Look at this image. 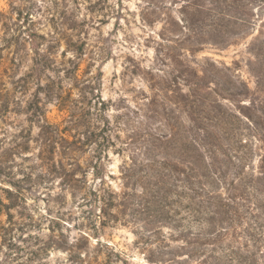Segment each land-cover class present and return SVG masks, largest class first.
I'll list each match as a JSON object with an SVG mask.
<instances>
[{
  "label": "trees",
  "instance_id": "trees-1",
  "mask_svg": "<svg viewBox=\"0 0 264 264\" xmlns=\"http://www.w3.org/2000/svg\"><path fill=\"white\" fill-rule=\"evenodd\" d=\"M143 2L142 22L162 26L146 38L152 60L130 57L124 64V74L146 84L135 109L120 113L121 106L112 118L113 103L98 87L102 68L80 78V61L62 62L61 71L75 79L78 98L47 82L45 91L68 116L63 124L41 125L42 144L52 156L59 154L54 165L66 190L73 195L86 190L95 231L98 222L130 225L149 263L264 264V0ZM11 29L4 24L8 45L15 39ZM28 36L34 41L38 35ZM249 37L254 86L239 72V61L192 59L207 46L223 48ZM38 59L29 76L47 68ZM1 85L0 100L7 104ZM30 104L40 108L39 101ZM125 129L126 147L115 149L124 155L117 191L106 181L107 159L112 132L119 137ZM11 179L5 180L8 203L0 200L9 221L19 196ZM49 245L86 264L75 246L57 239ZM106 261L113 264L112 256Z\"/></svg>",
  "mask_w": 264,
  "mask_h": 264
},
{
  "label": "rangeland",
  "instance_id": "rangeland-1",
  "mask_svg": "<svg viewBox=\"0 0 264 264\" xmlns=\"http://www.w3.org/2000/svg\"><path fill=\"white\" fill-rule=\"evenodd\" d=\"M143 5V0H0L1 98L7 100V104L0 100V200L8 203L4 188L10 187L5 181L9 177L19 195L10 210L12 221L0 201V264H81L72 261L67 251L48 246L52 239L75 246L84 254L86 264H105L109 255L113 264H151L136 245L130 225L102 226L98 222L99 233L95 231L86 190L75 195L66 190L65 177L54 165L60 156H52L40 134L46 120L63 124L68 116L45 91L49 80L54 89L71 90L78 98L75 79L61 71L62 62L71 66L70 61H80V78L95 76L102 68L98 87L113 103L108 112L112 118L121 106L120 113L135 109L138 92L146 84L138 76L124 74V64L130 57L149 63L154 49L146 38L162 26L158 22L151 28L142 22ZM5 23L15 36L12 45L5 40L10 38L4 33ZM34 32L38 36L30 41L28 34ZM250 39L223 48L207 46L192 59L203 62L209 57L227 64L239 61V72L254 86L247 66ZM35 58L43 60L47 68H38L29 76ZM89 67L92 73L86 76ZM33 100L39 101L40 108L31 106ZM112 134L106 181L121 191L119 165L124 155L115 149L126 147L122 141L129 140L128 131L121 130L119 137L115 131ZM88 180L92 182V174Z\"/></svg>",
  "mask_w": 264,
  "mask_h": 264
}]
</instances>
